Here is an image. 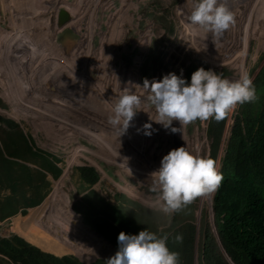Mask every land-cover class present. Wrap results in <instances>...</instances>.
<instances>
[{"label": "rangeland", "instance_id": "rangeland-1", "mask_svg": "<svg viewBox=\"0 0 264 264\" xmlns=\"http://www.w3.org/2000/svg\"><path fill=\"white\" fill-rule=\"evenodd\" d=\"M24 1L22 9L0 0V114L13 119L35 148L58 156L62 173L27 215L1 220L0 213V237L21 236L43 251L76 254L88 264L118 261L119 248L102 250L107 242L71 210L84 204L85 194L95 191L129 213H146L135 203L152 209L157 245L167 237L164 230L172 233L179 202H192V213L177 217L195 224L192 264H204L203 229L209 221L218 237L212 203L241 92L264 64V0ZM61 11L69 17L63 24ZM64 25L80 36L74 47L56 41ZM191 64L208 67L213 97L207 114L172 96V74L184 76ZM222 68L229 72L221 74ZM216 107L228 117L210 165L207 131ZM0 126L4 146L10 126ZM20 155L17 160L32 170L39 166L29 154ZM82 166L100 174L89 188L77 181ZM0 192L5 199L10 190ZM63 237L75 240L73 246Z\"/></svg>", "mask_w": 264, "mask_h": 264}, {"label": "trees", "instance_id": "trees-1", "mask_svg": "<svg viewBox=\"0 0 264 264\" xmlns=\"http://www.w3.org/2000/svg\"><path fill=\"white\" fill-rule=\"evenodd\" d=\"M255 68L256 65L250 74ZM202 70L191 64L185 76L192 91L193 106L190 111L207 114L213 92L207 80L208 67L203 66ZM228 72L226 68L221 70V74ZM180 80V73L172 74L169 80L175 98L181 97ZM239 111L222 157L213 197V218L218 237L209 221L203 229L201 258L204 264H264V64L241 92ZM227 117V111L216 107L209 122L207 132L212 140L210 165L217 161ZM0 123L10 126V130H5V145L0 143V188L10 190L5 199L0 198L1 220H5L18 212L26 215L30 207L39 205L50 192L54 180L60 177L62 168L57 165L60 161L58 156L35 148L26 140L24 133L16 129L13 119L0 114ZM25 152L29 154L31 163L39 166L32 170L30 164L19 162L20 153L23 155ZM77 170L80 174L77 181L81 186L89 188L100 179L95 167L82 166ZM31 173L33 178L30 179L26 174ZM23 184L27 187L22 189ZM83 201L84 204H75L74 210L83 215L86 225L119 248L123 256L118 261L97 259L91 264L193 263L195 224L177 217L192 213V202H179L175 210L177 215L170 227L172 233L167 234L168 230H164L162 237H167L161 245H157L161 237L154 236L157 230L152 209L134 202L146 213L143 215L137 210H130L129 213L122 210L121 205L113 207L111 202L92 190L83 196ZM184 203L189 205V210H185ZM129 215L135 223L127 220ZM61 237V234L57 235V239ZM62 239L71 245L75 243V240ZM150 249V256L141 255V251ZM0 263L88 264L71 253L58 255L43 251L16 235L12 238L0 237Z\"/></svg>", "mask_w": 264, "mask_h": 264}, {"label": "water", "instance_id": "water-1", "mask_svg": "<svg viewBox=\"0 0 264 264\" xmlns=\"http://www.w3.org/2000/svg\"><path fill=\"white\" fill-rule=\"evenodd\" d=\"M68 18L69 17L67 16L66 13H64L63 11L60 12V16H59L60 24L65 23ZM79 38H80L79 34L76 33L73 28L64 25L62 30L59 32L56 41L59 44L64 45L66 47H74L77 44ZM180 92L185 104H187L188 107H191L193 104L192 91L190 84L185 75L182 76L180 80ZM91 229L93 230V228Z\"/></svg>", "mask_w": 264, "mask_h": 264}, {"label": "crops", "instance_id": "crops-1", "mask_svg": "<svg viewBox=\"0 0 264 264\" xmlns=\"http://www.w3.org/2000/svg\"><path fill=\"white\" fill-rule=\"evenodd\" d=\"M49 176H50V175H49ZM44 200H45V199H44ZM44 200H43V201H44ZM43 201H42V202H43ZM42 202H41V203H42ZM37 206H39V205H36V206H33V207H37ZM68 210H69V209H68ZM71 210L73 211V209H71ZM73 212H74V211H73ZM17 214H19L20 216H23V214H21V212H19V213H17ZM19 215H17V216H19ZM26 215H27V214H26ZM78 215H79V214H78ZM81 215H82V214L79 215V216H80V219H81ZM17 216H15V217H17ZM82 217H83V215H82ZM13 219H14V218H13ZM81 222H82V224H83L84 226H86L87 228L91 229L89 225H86V224L82 221V219H81ZM75 225H76V224H75ZM91 231L97 233L99 236H101V237L107 242V244H104V245H103V246L105 247V249H102V250H106L107 252H109V251H108V248L111 249V248H113V247H114L116 250H118L117 247H116L111 241H109L108 239L105 238V236H103L102 234L98 233V232L95 231L94 229H93V230L91 229ZM92 241H94V243H95V239H94V237H93ZM95 244L97 245V243H95ZM97 248H99V246H96V249H97ZM47 252H48V251H47ZM118 252H119V251H118ZM51 253H52V252H51ZM113 254H114V253H111V254L108 253V255L106 254V256H107V257H112ZM106 256H103V257H106ZM80 258H81V257H80ZM81 259H82V258H81ZM82 260H83V259H82ZM83 261L86 262V263L88 262V261H85V260H83Z\"/></svg>", "mask_w": 264, "mask_h": 264}, {"label": "bare ground", "instance_id": "bare-ground-1", "mask_svg": "<svg viewBox=\"0 0 264 264\" xmlns=\"http://www.w3.org/2000/svg\"><path fill=\"white\" fill-rule=\"evenodd\" d=\"M18 6H22L23 4H25L24 2V0H13ZM65 2V1H64ZM13 3V2H12ZM19 3H20V5H19ZM69 3V2H68ZM200 3V2H199ZM6 5V4H5ZM126 5V4H125ZM16 6V5H15ZM22 9H24V7L22 6ZM25 12V11H24ZM30 14V13H29ZM33 18V17H32ZM21 22H22V20H21ZM28 22H29V20H28ZM28 25H29V23H28ZM66 26H69V27H71L70 25H66ZM72 28V27H71ZM46 32H47V30H46ZM21 41V40H20ZM33 44V43H32ZM2 46V45H1ZM25 59V58H24ZM24 65V64H23ZM32 97V96H31ZM180 112V111H179ZM23 118V117H22ZM120 161L122 162V163H125L126 164V162H123L121 159H120ZM124 164V165H125ZM131 167V166H130ZM126 169V168H125ZM128 184V183H127ZM124 188V190H127L128 189V187H126V186H124L123 187ZM127 188V189H126ZM129 193H133V192H130V189H128L127 190Z\"/></svg>", "mask_w": 264, "mask_h": 264}, {"label": "clouds", "instance_id": "clouds-1", "mask_svg": "<svg viewBox=\"0 0 264 264\" xmlns=\"http://www.w3.org/2000/svg\"><path fill=\"white\" fill-rule=\"evenodd\" d=\"M181 93V92H180ZM182 96V95H181ZM215 195V194H214ZM212 210H213V207H212ZM28 211H29V209H28ZM73 211L75 212V213H78V212H76L75 210H74V207H73ZM79 215L81 214V213H78ZM213 215H214V212H213ZM90 228H92L91 226H90ZM72 254V253H71ZM74 255H76V254H74ZM77 256V255H76ZM78 258H80L79 256H77ZM229 258V257H228ZM81 259V258H80ZM82 260V259H81ZM83 261V260H82ZM232 264H234L233 262H232Z\"/></svg>", "mask_w": 264, "mask_h": 264}]
</instances>
